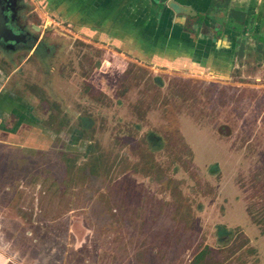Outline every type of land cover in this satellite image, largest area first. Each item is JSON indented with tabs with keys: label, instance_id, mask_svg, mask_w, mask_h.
<instances>
[{
	"label": "rangeland",
	"instance_id": "rangeland-1",
	"mask_svg": "<svg viewBox=\"0 0 264 264\" xmlns=\"http://www.w3.org/2000/svg\"><path fill=\"white\" fill-rule=\"evenodd\" d=\"M29 1L60 71L0 45V264H264L262 46L171 70Z\"/></svg>",
	"mask_w": 264,
	"mask_h": 264
},
{
	"label": "crops",
	"instance_id": "crops-1",
	"mask_svg": "<svg viewBox=\"0 0 264 264\" xmlns=\"http://www.w3.org/2000/svg\"><path fill=\"white\" fill-rule=\"evenodd\" d=\"M40 2L46 7V13H55L59 24L68 23L79 37L84 36L108 51L114 46L119 55L128 59L136 58V61L171 70H180L182 66L193 73L210 71L216 77L230 76L236 44L243 36L252 40L253 33L261 31L260 24L264 23V0ZM33 11L40 16L44 13L40 9ZM237 15L244 16L240 24ZM47 66L45 69L49 72L60 71ZM3 89L0 86V100H4ZM24 118L32 119L28 115ZM25 124L36 125V122L31 120Z\"/></svg>",
	"mask_w": 264,
	"mask_h": 264
},
{
	"label": "flooded vegetation",
	"instance_id": "flooded-vegetation-1",
	"mask_svg": "<svg viewBox=\"0 0 264 264\" xmlns=\"http://www.w3.org/2000/svg\"><path fill=\"white\" fill-rule=\"evenodd\" d=\"M0 6L3 10V13L7 15L8 27L12 29L14 32H16L17 34L24 36L20 39L19 44H15V43L5 44L2 40H0V45L4 47L3 51L12 53L13 55H15L16 53L20 51H26L28 52L26 56L27 60H30L36 57L42 62L44 67H46L47 61H48L47 58L49 55L51 56L52 54L47 52L48 50L46 49V46H45L46 44L44 43V41H38L36 37H33L36 35L39 37L42 34L43 26L39 25L37 22L32 20L34 19L32 15L35 14L32 7L29 8L25 0H0ZM22 12H23V16L19 19V16ZM241 16L242 15H239V16L237 15L236 17L237 18L236 20L238 21L239 24L240 22L244 20V16L242 17ZM254 23H256V20ZM263 24H260L261 31L255 32V33L252 32L253 33L252 40H254V42L256 41V43L262 46V48L264 49V25ZM242 39H240L241 42L247 41L249 38L246 36H243ZM252 40H248V41H252ZM241 45L243 44L240 43L239 41L235 46V50L236 49L238 50V47H240ZM39 50H42V52H40ZM42 70L43 69L39 68V74H41ZM17 71L18 73H21L22 70L17 69ZM53 72H56V70ZM53 72L44 70L43 75L47 77L48 73H50L49 75H52ZM15 96H16L15 93L10 92L8 100L10 101L14 100V102L20 103V104H22L21 102H24L22 97L16 98ZM24 108L26 107L24 106Z\"/></svg>",
	"mask_w": 264,
	"mask_h": 264
},
{
	"label": "water",
	"instance_id": "water-1",
	"mask_svg": "<svg viewBox=\"0 0 264 264\" xmlns=\"http://www.w3.org/2000/svg\"><path fill=\"white\" fill-rule=\"evenodd\" d=\"M24 37L23 35L17 34L12 29L8 27L7 24V15L3 13V10L0 6V40L3 42L19 44L20 39Z\"/></svg>",
	"mask_w": 264,
	"mask_h": 264
}]
</instances>
